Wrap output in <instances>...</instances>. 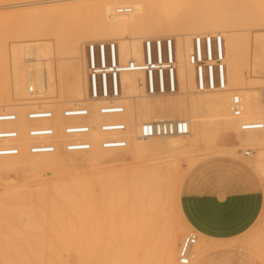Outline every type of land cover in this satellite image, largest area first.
<instances>
[{
    "label": "bare ground",
    "instance_id": "1",
    "mask_svg": "<svg viewBox=\"0 0 264 264\" xmlns=\"http://www.w3.org/2000/svg\"><path fill=\"white\" fill-rule=\"evenodd\" d=\"M0 8H24L35 16L37 20L27 24L29 28L26 31H29H24L26 38L31 35L36 38L42 30H47V24L48 29L49 25L53 27L54 24L55 27H50L54 34L51 29L47 30L52 32L54 40H36L42 42L26 49L22 45L12 49L4 46L3 53L0 51L4 54L0 57H3L0 59V108L18 112L20 124H25V111L34 106L28 100L30 86L38 90L42 105L53 110L57 119H60L61 108L72 105L90 107L92 122L96 125L106 119L95 112L103 102L88 98L84 44L95 39L113 41L119 48L118 68L123 87V96L118 99L126 107L121 118L128 126L129 144L122 153L129 154L134 160L152 156L160 150L168 156H193L202 151L201 144H212L209 142L214 139V133L220 131L229 141L232 140L234 147L230 150L216 149L217 152L214 148L216 153L211 154L210 151L211 155H208L238 156L239 149L250 147L256 151L250 167L264 178V129L240 130L243 121L264 123V105L260 99V90L264 87V0H26ZM120 8L131 11L116 15ZM79 19L86 20L80 22ZM59 23L60 28L56 25ZM82 25L83 28L79 29ZM49 32L44 37H50ZM206 33H220L225 38L223 63L228 80L225 90L199 91L195 68L189 63L193 37ZM166 35L176 40L180 91L171 95L147 96L142 86L145 82L144 45L147 40L162 39ZM258 45L262 46L263 54L253 63V56L258 55ZM129 61H136L139 67L132 71L123 69ZM255 64L261 71L255 70ZM252 70L253 76L250 74ZM69 71L72 76L70 82ZM234 94L240 95L244 102V112L240 117H235L230 109ZM11 95L19 101L14 102ZM57 96V100H50ZM181 119L189 122L188 135L138 138L137 123ZM102 139L103 135L98 131L92 134L94 147L88 159L93 162L117 160L118 152L112 150L122 149L104 150L99 145ZM83 154L77 157H83ZM48 157L46 154L34 155L35 159ZM79 159H72L70 163L75 164ZM188 160L191 171L202 158L197 156ZM154 174L144 188L139 184L136 172L100 176L97 178L102 189L100 196L94 194L93 188L79 183L54 186L53 195L67 199V203L52 206L53 218L58 220V226L66 228L90 222L94 264H178L182 237L193 229L181 207L180 191L187 175H183L182 181L177 180L178 183L169 169H157ZM46 190V186L37 187V202L45 201ZM26 193V190L14 187L4 192L3 198L19 204L17 215L33 224L40 215L36 214L38 209L34 203H26L23 198ZM174 204L177 207L176 219L172 212ZM65 221H69L67 225H63ZM198 236L193 260L218 245L240 243L239 239L224 242L201 234ZM118 239L123 242L121 246L116 245ZM139 251L141 258L137 256ZM0 264H8V258H0ZM47 264L54 263L49 261Z\"/></svg>",
    "mask_w": 264,
    "mask_h": 264
},
{
    "label": "rangeland",
    "instance_id": "2",
    "mask_svg": "<svg viewBox=\"0 0 264 264\" xmlns=\"http://www.w3.org/2000/svg\"><path fill=\"white\" fill-rule=\"evenodd\" d=\"M24 1L26 0H0V7ZM25 11L27 10L24 8L23 10L22 8H14L12 10L10 8H0V51L2 53L4 46H8L10 49H12L13 47L22 45V47L26 49L35 43L42 42L36 40H54L52 35L55 32L50 28L52 27L51 25H49V29L47 28L48 24L46 29H51L53 32L52 35V32L50 33L47 30H40L41 32H44L37 34L36 38L35 35L34 37L33 35H31L32 37H24V31L29 28L27 24H33V22L37 20L35 19V16L30 15L28 14V11ZM85 20L86 19H79L80 22H84ZM48 23L50 24L51 22ZM69 24L70 23L67 25ZM56 25L59 26L60 23ZM29 26L32 30L33 27H31V25ZM41 28L45 29V27H40L39 29ZM52 28L55 29L54 24ZM82 28L83 25L79 26V29ZM46 31L50 33H48L50 37L48 35L44 37V35L47 33ZM22 35L24 38L21 37ZM163 38L169 37L166 35V37L164 36ZM95 41L102 42V40L98 39L87 40L84 45H87L88 42ZM174 48L176 49V46ZM253 49L254 48L252 47V51ZM256 52L258 55L256 57L253 56V63L256 62L259 57H262V46L259 47L258 45ZM2 55L4 54L0 53V57ZM0 59H3V57ZM256 64L255 70L261 71L260 69H257ZM261 65H263V63ZM251 72L250 74L253 76V70ZM71 78L72 76L70 72L68 82L71 81ZM178 79L180 91L181 81L179 75ZM58 97L59 96L52 97L50 100H57ZM11 98H13L14 102L19 101L14 95H11ZM64 108L60 109V113ZM213 138L214 142H212L213 140L209 142L212 144L209 146H204L201 144L203 146L202 147L200 145V149L202 151L196 152L193 154V156H175L174 154H172L174 156L171 154L168 156V153H164V155L160 150V152L158 151L159 153L153 154L154 156L147 155L141 159L134 160V158H132L129 154L122 153L125 150L122 149L112 150L114 152H118V156H115L117 157V160L115 161H106L107 159H105L93 162L88 159L93 151V148L87 152L69 153L65 152L62 147H59L57 152L53 154H46L49 156L48 158L35 159L34 155L29 154L26 149H24V151L19 156L0 158V258L3 256L8 258V264H47L49 261L53 262L54 264H94L95 249L92 247L94 238L90 233V222H87L88 224L83 226L79 225L75 226L74 228H66L67 226H58V220L53 218L54 212L52 206L56 204L63 206L62 204L67 203V199L58 198L56 197L57 195H53L55 188L54 186H59L62 184L69 186L76 185L78 183L86 185L91 189L93 188L94 194L96 196H100L102 194V189L97 184V178L100 176L109 173L136 172L139 182H141L139 184L144 188L145 185L148 186V183L154 178V171L157 169H169L176 181H182V177L184 178V176L187 175L180 191L181 197L184 190L188 189L192 178H197L198 176L199 181L204 180L205 182H208L209 185L212 184V186H215V183L222 177H227L229 174H232L236 167H242L244 171H246L254 180V184L257 185L258 180L260 181L262 185L260 189L264 193V178L259 173L253 171L250 167L254 160V154L256 151L250 147H245L244 149L238 150V156L221 154L214 155L217 152L216 149L219 151L220 149L230 150L234 146L231 144L232 140L230 139L231 141H229L220 131L215 132ZM23 139L24 141L22 142V145L25 148L29 142L28 140H25V138ZM214 148L216 152H213ZM246 150H251L252 155L246 157L244 155ZM210 151L211 154L212 152L214 153L213 156H209L211 155L209 154ZM80 153H84L82 155L83 157H77L81 156L79 155ZM197 156H199V158L201 156L202 160L196 167L189 171L188 159ZM75 158H81L82 160L79 159L75 164L70 163L71 160ZM179 181L177 182L180 183ZM39 186H46L47 188L44 195L45 201H42L41 203L37 202V187ZM14 187H18L22 189V191L26 190L28 195L26 193V196H23V198H25L27 201L26 203L30 204L32 202L36 206L35 208L38 209L36 214L40 216L36 218V222L33 224L17 215L19 210L18 208L20 207L19 204L12 203L8 199L4 200L3 193L6 190ZM91 189L88 191L91 192ZM79 198L83 199V197ZM38 206H40V208ZM175 207L176 205L174 204L172 206V212L173 217L176 219L178 216L177 207ZM68 222L69 221H65L62 223L63 225H67ZM193 231L194 229H189L186 231L184 236ZM262 233L264 234V208L254 226L240 237L239 247L231 249L230 251L226 252V254L209 253V255L203 259L197 258L195 264H264V243H262L264 242V235H262ZM121 243H123L121 242V239H118L116 245L121 246ZM252 243H254V245H252ZM137 256L141 258L142 253L139 251ZM193 262L191 264H193Z\"/></svg>",
    "mask_w": 264,
    "mask_h": 264
},
{
    "label": "built area",
    "instance_id": "3",
    "mask_svg": "<svg viewBox=\"0 0 264 264\" xmlns=\"http://www.w3.org/2000/svg\"><path fill=\"white\" fill-rule=\"evenodd\" d=\"M128 8L117 9L115 14H127ZM145 82L147 96H164L179 92L176 41L174 38L147 40L144 45ZM264 49V36H263ZM85 69L87 75L88 98L103 102L95 110L105 117L98 125L92 122V111L88 106L72 105L62 109L60 119L50 108L41 103L42 96L34 86L29 87V101L33 107L24 113L25 124H20L18 112L0 108V157L19 156L24 149L29 154H53L59 147L69 153L90 151L94 147L92 134L98 131L103 135L99 145L106 150L123 149L129 144L126 135L127 123L121 118L126 107L118 98L123 96L120 78V58L118 44L113 41L88 42L85 45ZM225 38L222 34H196L193 49L188 60L195 68L196 84L199 91H221L227 87L226 66L223 63ZM136 61H129L123 69L132 71L138 68ZM118 75V79H117ZM261 103L264 105V87L260 90ZM230 109L235 117L242 116L244 102L240 95L234 94ZM138 138L150 139L173 135H188V120L141 122L136 125ZM264 129L261 121H243L242 132ZM28 140L24 148L22 142ZM246 157L251 150L244 152ZM198 242V233L193 231L181 241L177 261L191 264L193 248Z\"/></svg>",
    "mask_w": 264,
    "mask_h": 264
},
{
    "label": "crops",
    "instance_id": "4",
    "mask_svg": "<svg viewBox=\"0 0 264 264\" xmlns=\"http://www.w3.org/2000/svg\"><path fill=\"white\" fill-rule=\"evenodd\" d=\"M244 172L242 167H236L232 174L222 177L215 186L199 181L198 176L191 179L188 189L181 196V207L198 235L224 242L240 239L257 222L264 208L262 185L259 180L257 185L254 184L251 176ZM239 246L224 243L205 250L197 258L203 259L209 253L226 254Z\"/></svg>",
    "mask_w": 264,
    "mask_h": 264
}]
</instances>
